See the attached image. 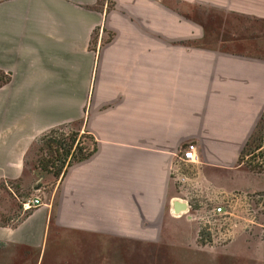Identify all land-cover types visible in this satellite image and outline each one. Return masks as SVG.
<instances>
[{"label": "crops", "instance_id": "0c3cea01", "mask_svg": "<svg viewBox=\"0 0 264 264\" xmlns=\"http://www.w3.org/2000/svg\"><path fill=\"white\" fill-rule=\"evenodd\" d=\"M112 1L0 0V264L148 256L175 222L171 169L189 141L198 163L182 168L196 185L264 192V171L241 159L264 114V57L200 41L190 13L264 19V0ZM73 123L95 150L40 191L31 149ZM24 189L43 204L24 210Z\"/></svg>", "mask_w": 264, "mask_h": 264}, {"label": "rangeland", "instance_id": "374dc122", "mask_svg": "<svg viewBox=\"0 0 264 264\" xmlns=\"http://www.w3.org/2000/svg\"><path fill=\"white\" fill-rule=\"evenodd\" d=\"M100 1L106 3L107 9L113 5L112 0ZM190 13L197 18L203 28V37L199 39L200 41L219 42L224 50L264 57V19L245 17L203 6L192 7ZM0 80H3V76H0ZM263 126L264 114L241 153V159H246L256 171H264V152L258 150L261 145ZM78 142L86 149L93 146L91 139L78 123L53 128L42 135L35 142L27 158V167L31 172L30 184L41 182L40 191L50 189L52 184L63 176L62 171L66 169L62 164L64 158L56 160L54 166H47V169L42 167V162L59 158L56 149L58 154H61L63 148L69 143L72 144L70 152L73 151ZM58 143L61 144L58 145ZM58 168L60 173L54 177L52 172ZM20 195L22 196L20 200L23 201L28 196V190L24 189ZM177 195L184 197L183 194ZM41 198L43 200L42 196ZM205 199L199 192L191 195L190 202L195 207L199 202L205 203ZM173 217L175 222L161 227V241L151 243L148 247L149 255L134 256L127 260V264H254L257 259L264 264V230L262 231L260 226L250 233L239 234L226 245H204L197 237L195 221L188 220L184 216ZM258 223L264 226V215L258 218ZM143 250L145 252L146 248ZM228 250L245 254H240L243 255L242 257L229 258L221 254H210V252L222 253ZM195 251L205 253L195 255ZM253 252L260 257L255 259Z\"/></svg>", "mask_w": 264, "mask_h": 264}, {"label": "built area", "instance_id": "2783aa9c", "mask_svg": "<svg viewBox=\"0 0 264 264\" xmlns=\"http://www.w3.org/2000/svg\"><path fill=\"white\" fill-rule=\"evenodd\" d=\"M177 159L178 164L171 169V175L178 194L184 197L176 195L174 200L184 203L185 207L173 210V215L195 221L199 241L204 245H226L239 234L255 231L257 226L264 230V226L258 223V218L264 215V192L225 191L196 185L182 168L189 163H198L197 145L193 141L180 148ZM199 192L206 198L205 203L199 202L193 207L190 197ZM42 204L41 196L33 194L23 200L22 207L30 210Z\"/></svg>", "mask_w": 264, "mask_h": 264}, {"label": "trees", "instance_id": "16d2710c", "mask_svg": "<svg viewBox=\"0 0 264 264\" xmlns=\"http://www.w3.org/2000/svg\"><path fill=\"white\" fill-rule=\"evenodd\" d=\"M263 129H264V126L262 128V131H263ZM71 141H74V139H71ZM52 142H56V141L52 140ZM47 143H49V142H47ZM60 144L61 143H58V145H60ZM71 147H72L71 143L67 144L66 147L63 148V153H61V154H58V150L56 149V153L59 156V158H55L53 161L46 160V161L42 162V167L44 169H47V166L53 167L54 162H56V160H58V159L60 160V158L61 159L64 158V159H62L63 160L62 164L65 165L64 168L67 169V167H69L71 164H73L76 161H79V160H82V159L88 157L95 150V144H93L92 148L86 149L85 147L81 146L80 143L78 142L76 144L75 149L70 152ZM241 153H242V151H241ZM67 156H68V159H67ZM66 169L62 171V174L65 173ZM59 173H60V168H58V169H56V171L52 172V174L54 176H57Z\"/></svg>", "mask_w": 264, "mask_h": 264}, {"label": "water", "instance_id": "95a60500", "mask_svg": "<svg viewBox=\"0 0 264 264\" xmlns=\"http://www.w3.org/2000/svg\"><path fill=\"white\" fill-rule=\"evenodd\" d=\"M185 207L184 203H181L179 201L174 202V209L175 211H178L180 209H183Z\"/></svg>", "mask_w": 264, "mask_h": 264}]
</instances>
